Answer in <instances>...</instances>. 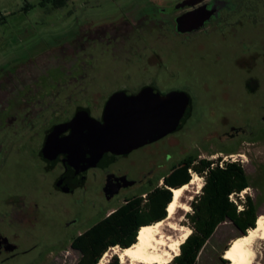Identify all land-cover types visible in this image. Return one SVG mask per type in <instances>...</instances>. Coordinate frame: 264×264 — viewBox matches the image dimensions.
<instances>
[{
  "label": "rangeland",
  "instance_id": "obj_1",
  "mask_svg": "<svg viewBox=\"0 0 264 264\" xmlns=\"http://www.w3.org/2000/svg\"><path fill=\"white\" fill-rule=\"evenodd\" d=\"M39 1L0 0V4H3L1 10L8 12L5 14L8 16L7 22L0 25V88H4L7 79L15 78L17 74L26 77L28 82L40 76L35 87L57 88L61 93L68 91L69 94L65 96L67 100L72 98L73 101L78 97L84 106L85 98L93 104L98 101L104 103L119 89L129 94L145 87H156L165 92H183L189 96L192 106V115L186 128L201 129L205 137V151L211 145L207 140L213 141V137L225 128L218 123L222 113L237 123L240 118L255 119L259 115L258 108H247L245 81L255 74L264 78V19L257 26L244 21L238 24L240 13L228 20L229 23L236 21L234 28L184 43L166 29L160 31L157 27L149 31V25L144 26V23H141L143 28L138 26L139 29L132 24L114 27L124 17L130 18L138 12L147 13L156 8L157 0H72L64 9L49 13L38 7L29 12L22 11L27 2L37 5ZM72 32V37L77 35L78 41L73 46H64L63 38L70 39ZM105 32L109 33L107 38L104 37ZM110 40L112 42L108 43ZM249 59H256L258 64L254 66L255 61H251L253 75L243 68V63H248ZM71 73H76L79 79L67 76ZM58 77V82L52 85V78ZM19 87L12 83L10 89L14 91ZM23 87L25 90L22 93L31 88L30 85ZM79 92L85 96H79ZM7 95L8 92L1 93L0 99L4 101ZM35 98L33 96L30 100ZM65 98L63 95L60 97L62 103L66 101ZM30 100L27 103L32 102ZM11 136L12 144L22 143L14 134ZM250 147L237 144L235 150L224 151L221 157H234V161L230 158V162L240 164L251 183L258 184L259 189L250 186L231 198L238 209H243L242 201L250 197L258 205L259 217L264 216V190L261 186L264 185V142L256 143L248 151ZM28 155L27 149L11 151L9 174L1 182V192L25 196L26 208H29V201L45 208L48 224L41 238L48 243L52 239L53 226L59 220L54 208L66 198L53 192L55 174L47 178L39 176ZM208 155L205 153V156ZM226 163L224 161L223 166ZM203 178L197 181L202 186L199 194L203 192ZM192 189L198 190L196 186ZM187 195H193L194 200L198 197L190 192ZM193 201H181L190 206V212L179 209L173 220L178 226L190 228L191 232L188 216L193 213ZM100 218L101 215L92 217L82 228L88 229ZM163 228L166 234L176 237L181 235L180 231L167 225ZM241 236V230L232 222L220 224L204 246L196 264H223L221 259H225V249ZM258 244L260 250L256 264H264V240L259 239ZM107 253V263L117 255L108 249L101 260ZM58 257L51 254L41 264H59ZM30 258V255L24 256L23 260L29 261ZM79 258L77 253L71 252L64 264H77Z\"/></svg>",
  "mask_w": 264,
  "mask_h": 264
},
{
  "label": "flooded vegetation",
  "instance_id": "obj_2",
  "mask_svg": "<svg viewBox=\"0 0 264 264\" xmlns=\"http://www.w3.org/2000/svg\"><path fill=\"white\" fill-rule=\"evenodd\" d=\"M189 3L191 5L199 3L198 5L213 12L200 30L183 33L178 29L177 19L194 7ZM157 4L156 8L147 13L138 12L130 18L124 17L123 21L114 27L132 24L133 27L136 25L138 28L142 26L141 23H144V26L149 25L147 27L149 31L157 27L160 31L166 29L182 42L187 43L197 37L222 33L230 27L234 28L237 25L236 21L229 23L228 20L240 13L241 18L238 19V24L244 21L257 26L262 24L264 19V0H157ZM254 5L256 7L253 8ZM108 34L105 32L104 37L107 38ZM77 41L70 46L75 45ZM111 42V40L108 41V43ZM248 61L243 63L245 65L243 68H246L249 75H253L251 61H255L254 66H257V60L249 59ZM71 75L79 79L76 73L67 74L72 78ZM39 78L40 76H36L33 81L28 82L26 77L17 74V77L7 79L4 88H0V96L1 93L8 92L4 101L0 99V264L17 262L18 264H41L51 254L59 256L57 258L59 264H64L71 252L77 253L80 258L85 252H98L105 246L107 239L100 236L91 247L93 235L98 232L100 234L102 228L91 233L92 230L124 205L140 204L143 210L146 209L145 217L139 222L140 228L154 223L158 216L150 211L151 194L160 195L161 190L179 187L185 180L181 175L182 172H187L190 179L186 185L190 188L181 201L194 200L193 195H187L188 192L198 195L197 200H200L204 191L199 194L202 186L200 187L198 183L193 184V174L204 177L206 183L208 168L223 167L224 161L228 163L231 159L234 161V157L231 156H229L231 159L222 158L224 151L235 150L237 144L252 147L256 143L264 142V78L255 74L254 77L250 76L245 81V89L248 92L246 105L248 104L249 110L253 107L258 108L259 115L255 119L240 118V122L237 123L226 113H222L218 123L225 128L223 127L224 130L221 133L218 132L216 137L212 136L216 142L207 140V143L211 145L206 148V151L204 150L205 137L201 129L187 130L186 128L192 115L191 106V114L180 129L128 153L115 155L112 161L104 166L90 167L87 170H83V167L78 169L71 165L63 154L62 156L59 154L57 147L73 133L76 123L85 118L103 122L107 104L117 93L131 96L148 88L154 93L166 96L179 91L165 92L156 87H145L129 94L119 89L115 90L104 103H98V101L93 104L85 98L86 106H84L78 97L73 101L72 98L67 100L65 96L69 94L68 91L61 93L57 88L35 87ZM52 79V85H54L60 78ZM12 83H15V87L17 85L20 87L11 91ZM24 85L31 86L26 93H22V90H25ZM83 94L79 92L78 95L85 96ZM62 95L66 100H63V103L60 99ZM33 96L36 98L30 100ZM29 100L32 102L27 103ZM12 134L17 136L23 144L21 142L18 145L12 144ZM23 149H27L28 156L36 166L39 176L47 178L48 175L55 174L52 183L53 192L66 198L54 208L59 220L53 226L52 239L48 243L41 238V233L48 224L44 213L45 208L32 201H29V208H26L25 196L17 193L12 196L10 192L4 194L1 192V182L3 178H8L9 174L11 151L21 152ZM205 153H208L209 157L205 156ZM239 156L242 157V155ZM58 157L61 159L55 162ZM62 157L66 161H63ZM205 165L208 168L204 171ZM179 171L182 172L179 173ZM248 182L249 186L259 189L258 184L251 183L250 179ZM193 186L199 190L193 191ZM231 197L230 201L234 202ZM97 215H101L99 221L88 229L82 228ZM225 222H230L229 218L222 221V223ZM116 244H122V239L118 236L110 239V247ZM28 255L31 256L30 260H23L24 256Z\"/></svg>",
  "mask_w": 264,
  "mask_h": 264
},
{
  "label": "trees",
  "instance_id": "obj_3",
  "mask_svg": "<svg viewBox=\"0 0 264 264\" xmlns=\"http://www.w3.org/2000/svg\"><path fill=\"white\" fill-rule=\"evenodd\" d=\"M71 1L40 0L37 5L27 2L22 11L29 12L31 9L38 7L45 13H49L64 9ZM7 17V15L0 14V25L7 22ZM72 34L73 32L70 35V39L63 38L64 46L72 45L77 40V35L74 38ZM208 167L205 165L203 170H207ZM208 170L207 181L203 187L204 194L200 200H197V198L193 201L192 207L194 210L188 216L192 228L191 235L181 245L180 254L169 264H196L204 246L225 218H229L230 222L241 230V237H243L250 229L256 228L259 218L264 217L263 215L257 216L258 205L250 197L242 201L243 209H238V206L230 201V196L238 195L247 187H250L246 171L240 164L230 162L223 167L217 166L213 169L208 168ZM181 175L184 176L185 180L180 186L186 184L190 179L187 172H182ZM245 181H247L246 184ZM262 189L264 190V185H262ZM170 190L164 189L159 192L160 195L157 193L150 195V211L158 216L155 222L164 219L167 215V207L173 196ZM145 212L146 209L143 210L140 204H126L107 220L94 227L91 233L96 232L98 228H102V231L100 234L98 232L93 235L90 242L91 247L94 246L100 236L103 239L106 238L107 243L98 252H85L78 264H99L103 254L111 247H131L136 242L140 229L139 222L145 217ZM117 236L122 239V244L110 247V239ZM239 238L233 240L229 248ZM228 249H225V251L227 252ZM221 260L223 264H231V261L226 258ZM106 264H121L120 258L115 255Z\"/></svg>",
  "mask_w": 264,
  "mask_h": 264
},
{
  "label": "water",
  "instance_id": "obj_4",
  "mask_svg": "<svg viewBox=\"0 0 264 264\" xmlns=\"http://www.w3.org/2000/svg\"><path fill=\"white\" fill-rule=\"evenodd\" d=\"M198 4H190L194 7L177 19L181 32L198 31L210 18L213 11ZM190 114L191 101L183 92L161 96L146 88L131 96L117 93L107 104L103 122L91 118L82 119L73 127V133L59 143L58 151L78 169L104 166L115 155L128 153L180 129ZM60 159L56 158L55 162ZM62 159L66 161L64 157ZM165 219L167 215L156 222Z\"/></svg>",
  "mask_w": 264,
  "mask_h": 264
},
{
  "label": "bare ground",
  "instance_id": "obj_5",
  "mask_svg": "<svg viewBox=\"0 0 264 264\" xmlns=\"http://www.w3.org/2000/svg\"><path fill=\"white\" fill-rule=\"evenodd\" d=\"M200 179L201 177L195 174L193 184H196ZM189 188L190 186L185 185L171 189L173 198L167 209V219L142 226L138 231L134 245L125 249L120 247L111 249L119 256L121 264H169L179 255L181 245L191 235V229L186 226H178L173 220L179 209L190 212V206L181 202ZM165 225L180 231L181 235L176 237L166 234L163 228ZM259 239L264 240V217L258 219L256 228L250 229L245 236L232 244L227 250L225 258L230 260L231 264H256L260 250ZM108 255L109 253L99 264H106ZM127 258H129L128 261Z\"/></svg>",
  "mask_w": 264,
  "mask_h": 264
},
{
  "label": "crops",
  "instance_id": "obj_6",
  "mask_svg": "<svg viewBox=\"0 0 264 264\" xmlns=\"http://www.w3.org/2000/svg\"><path fill=\"white\" fill-rule=\"evenodd\" d=\"M1 8H3V4H0V14H3V15H5V14H7L8 12H7V10H1Z\"/></svg>",
  "mask_w": 264,
  "mask_h": 264
}]
</instances>
